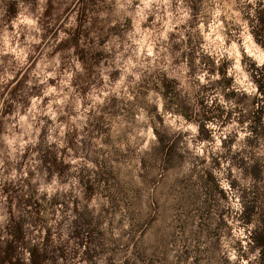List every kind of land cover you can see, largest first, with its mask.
Instances as JSON below:
<instances>
[{"label":"rangeland","instance_id":"obj_1","mask_svg":"<svg viewBox=\"0 0 264 264\" xmlns=\"http://www.w3.org/2000/svg\"><path fill=\"white\" fill-rule=\"evenodd\" d=\"M257 17L264 0H0V245L13 217L26 264L33 246L45 264H136L155 227L185 264H209L217 231L232 264H258L257 220H243L264 194ZM79 24L77 48L63 44ZM155 133L174 138L167 161ZM205 172L225 195L208 210Z\"/></svg>","mask_w":264,"mask_h":264},{"label":"trees","instance_id":"obj_2","mask_svg":"<svg viewBox=\"0 0 264 264\" xmlns=\"http://www.w3.org/2000/svg\"><path fill=\"white\" fill-rule=\"evenodd\" d=\"M14 4L9 5L8 13L12 16L15 14ZM77 8V9H76ZM78 17L83 16L86 13V7L84 5H78L75 7ZM52 14L51 4L48 3L46 6L44 17H50ZM259 29L254 33L256 40L264 46V18L257 17L256 19ZM46 22L43 23L45 29ZM58 26L55 25V27ZM49 31L48 28L45 31ZM81 24H79L63 41V44L68 46H73L77 48L78 39L80 36ZM252 79L257 84L258 92L264 93V74L259 73L258 69L252 72ZM264 98V96H263ZM262 101L260 99H254L252 102V115L249 117V122L251 124L252 135L255 137H260L264 131L263 123V111L264 105H261ZM206 122V121H205ZM207 123H201L200 128L207 127ZM207 131V130H206ZM210 132L209 130L207 131ZM156 138L154 140L155 145L154 151L157 152V155H160L163 158V161H167V158L170 155L172 149H174V138L170 135L159 136L158 133H155ZM214 164H217L215 159L212 160ZM252 177L258 178L259 171L257 168H254L251 172ZM194 188L197 187V190L203 194V206L205 210H208L210 202L214 199L215 193H218L221 198H224V192L221 189L219 182L215 175L211 172H205L201 177H198L193 182ZM257 200L251 203L243 211V220L247 223L257 220V226L254 230L250 241L247 244V247L250 251L258 253V264H264V194H261L256 198ZM183 202L188 203L189 198L185 197L182 199ZM29 202V201H28ZM225 225L224 218L221 219L218 224V228ZM207 226L204 224H199L197 232H205ZM9 234L11 235V241L7 242L5 246L0 245V264H26L22 262V258L18 256L17 249L23 248L25 242V234L23 227L20 222L16 221L13 217L10 219V226L8 228ZM214 232L210 233L212 239L211 246L207 249L208 256L210 258L209 264H232L226 254L223 253L220 248V235ZM48 233H46L45 239H48ZM170 234L160 231L155 227H151L149 230V236L145 241V245L142 248V253L138 262L136 264H185L186 261L190 258V252L188 250L183 251L181 255H175L172 253V249L169 247V238ZM1 243V241H0ZM239 244V242H238ZM30 262L28 264H45L48 260L52 258L49 251H40L36 246L29 248ZM59 254H63L62 247L58 249ZM240 250L243 251V247L240 243ZM197 249H195V252ZM199 260V259H198ZM197 258L192 259V263L195 264Z\"/></svg>","mask_w":264,"mask_h":264}]
</instances>
